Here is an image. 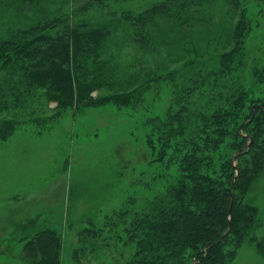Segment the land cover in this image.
I'll list each match as a JSON object with an SVG mask.
<instances>
[{
    "label": "trees",
    "instance_id": "obj_1",
    "mask_svg": "<svg viewBox=\"0 0 264 264\" xmlns=\"http://www.w3.org/2000/svg\"><path fill=\"white\" fill-rule=\"evenodd\" d=\"M88 1L102 6L106 0ZM201 2L167 1L139 14L126 12L121 19L139 51L154 52L157 46L166 50L175 40L187 53L198 48L191 36L195 24L211 19L200 8ZM229 2L235 11L241 8L238 0ZM110 23L57 16L0 40V142L28 124L36 114L31 110L35 103L79 109L92 105L89 95L94 90L104 89L110 96L103 102L134 107L150 86L164 84L167 79L157 71L162 58L149 72L143 56L136 65L108 54L106 45L117 31ZM246 25L243 20L237 32L229 34V40L237 41L235 52L189 77L175 73L179 77L173 82L170 110L163 117L142 119L140 127L150 151V182H144L147 172H137L136 165H131L133 171L129 163L112 170L117 180L135 171L139 179L134 185L151 189V195L139 203L126 189L121 196L126 205L123 215H131L126 232L135 244L128 264H192L194 257L198 264H223L255 223L256 209L245 197L251 181L264 170V94L247 90L240 74ZM263 63L256 62L252 70L260 82ZM56 120L57 116H45L34 123L43 127ZM111 191L118 194L117 183ZM86 205L85 213L90 211V204ZM44 224L31 231L23 226L15 235L19 262L62 264L61 223ZM257 250L264 255V239ZM70 252L78 263L81 250L70 248ZM14 253L9 252L11 257Z\"/></svg>",
    "mask_w": 264,
    "mask_h": 264
},
{
    "label": "rangeland",
    "instance_id": "obj_2",
    "mask_svg": "<svg viewBox=\"0 0 264 264\" xmlns=\"http://www.w3.org/2000/svg\"><path fill=\"white\" fill-rule=\"evenodd\" d=\"M167 1L172 0H106L101 6L88 0H0V40L15 30L57 16H71L75 21L89 23L109 20L117 31L106 45L108 54L115 55L122 63L136 65L143 56L141 60L148 61L149 72L156 70L162 58L161 69L157 71L167 79L164 84L150 86L134 107L103 102L110 96L104 89L94 90L89 95L92 105L79 109L58 110L55 103L32 105L35 116L24 120L28 124L6 142H0V264H28L16 257L21 252L18 254L20 245L14 237L23 226L31 231L43 223H61L62 264H128L132 260L135 244L126 232L131 215H123L124 189L138 203L151 195L150 188L134 185L141 169L147 172L144 182H150L147 166L150 151L141 121L163 117L170 110L174 102L173 82L179 75L189 77L223 55L235 52L237 41L228 37L230 32L232 35L237 32L243 20L247 25L240 74L247 90L264 94V81L260 82L252 71L256 62H264V0H238L241 8L236 11L229 0H194L203 1L200 8L206 9L211 17L209 22L195 24L191 36L198 52L194 48L186 53L175 40L166 50L157 46L154 52L149 48L139 51L121 16L126 12L139 14ZM143 66L147 65L137 68ZM45 116H57V120L43 127L34 123ZM122 149H126V157ZM232 161L236 178L235 158ZM125 163H129L130 171L131 165H136L137 172L128 174L127 178H113L114 167ZM116 183L118 194L116 188L115 193L111 191ZM86 202L90 211L85 213ZM245 202L256 209L255 223L223 264H264V255L257 250V243L264 239V170L251 181ZM109 221L114 222L112 228L106 225ZM70 248L81 250L78 263ZM12 250L16 258L9 254ZM4 252L7 255L1 254ZM197 262L196 257L191 258L192 264Z\"/></svg>",
    "mask_w": 264,
    "mask_h": 264
}]
</instances>
